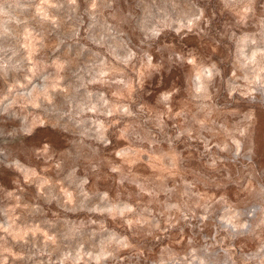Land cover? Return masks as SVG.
<instances>
[{
	"label": "rangeland",
	"instance_id": "374dc122",
	"mask_svg": "<svg viewBox=\"0 0 264 264\" xmlns=\"http://www.w3.org/2000/svg\"><path fill=\"white\" fill-rule=\"evenodd\" d=\"M0 264H264V0H0Z\"/></svg>",
	"mask_w": 264,
	"mask_h": 264
}]
</instances>
